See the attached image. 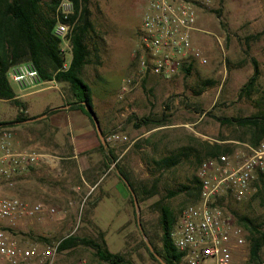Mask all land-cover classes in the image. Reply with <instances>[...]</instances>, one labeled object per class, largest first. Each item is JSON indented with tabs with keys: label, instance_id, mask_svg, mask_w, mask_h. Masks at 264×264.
Here are the masks:
<instances>
[{
	"label": "rangeland",
	"instance_id": "rangeland-1",
	"mask_svg": "<svg viewBox=\"0 0 264 264\" xmlns=\"http://www.w3.org/2000/svg\"><path fill=\"white\" fill-rule=\"evenodd\" d=\"M147 2L89 1L92 31L87 43L92 48L91 53L97 52L100 57L97 65L100 74L95 77L92 69L96 66L87 64L82 78L92 91L100 131L105 133L108 147L119 165L134 185L148 189L154 186L156 192L139 196L135 209L112 164L104 168L98 153L86 154L81 161L67 158L71 151L68 134H60L64 144L59 150L62 158L57 163L36 164L35 169L42 171L41 175L28 171L15 177L12 186H0V191L11 190L28 203L42 202L54 208L49 214L21 216L17 220L12 231L19 244L37 242L39 247H44L68 234L98 239V232L102 231L106 248L123 254L131 264H158L145 249L149 239L157 246L160 244L155 202L167 204L175 218L179 209L190 203L184 192L171 197L165 194L191 184L196 169L194 156L199 153L200 141L228 145L231 149L240 148L238 142H247L249 133L245 128L221 124L214 116L244 117L264 112V0H209L196 23L201 29L196 35L208 56L207 64L194 65L187 74L182 71L167 81L148 75L144 78L145 84L139 80L129 94L119 98L118 90L126 84L125 67L132 60L130 54L136 45L140 18ZM215 10H219V17ZM251 58L258 63V77L248 96H238L239 87L252 72ZM62 85L60 89L48 87L28 96L31 109L57 104L63 94L68 98L67 86ZM16 110L15 106L0 100V119L12 118ZM163 113L167 116L164 125L133 128L127 120L131 114L160 117ZM37 127L29 128L33 139L40 138L49 144L53 130L43 124ZM111 133L126 135L131 143L107 140ZM24 146V143L18 144L17 148ZM179 147H186L188 155L171 167H157L155 160ZM38 191L44 192L47 199H40L36 195ZM98 199L100 202L96 203ZM228 207L235 220L246 217L264 229L263 196L230 201ZM135 215L142 229L136 225ZM260 255L264 263V245ZM42 257L48 261L45 254ZM49 257L51 264H106L96 257L93 249L82 245L54 251ZM246 261L247 256L240 264H247Z\"/></svg>",
	"mask_w": 264,
	"mask_h": 264
},
{
	"label": "built area",
	"instance_id": "built-area-1",
	"mask_svg": "<svg viewBox=\"0 0 264 264\" xmlns=\"http://www.w3.org/2000/svg\"><path fill=\"white\" fill-rule=\"evenodd\" d=\"M209 0H148L140 18L134 56L136 79L148 75L160 80L174 79L183 68L205 65L208 56L199 44L201 31L197 18ZM54 33L65 69L71 57L74 22L63 21L73 11L71 0H59ZM8 79L20 90L39 89L49 82L42 80L32 62L13 65ZM124 85L117 96L129 89ZM107 140L129 142L126 135L111 133ZM240 148L203 158L195 169L198 192L193 203L184 205L169 231L180 252L178 264H240L247 256L246 231L229 211V202L242 201L254 192L257 177L264 179V137L256 144L238 142ZM43 154L31 149H16L9 125H0V186H12L14 178L27 171ZM0 194V264H51L55 245L39 247L37 242L19 244L12 231L21 216L49 214L54 208L42 202L28 203L19 196ZM10 192V193H9ZM43 254L48 261H44Z\"/></svg>",
	"mask_w": 264,
	"mask_h": 264
},
{
	"label": "trees",
	"instance_id": "trees-1",
	"mask_svg": "<svg viewBox=\"0 0 264 264\" xmlns=\"http://www.w3.org/2000/svg\"><path fill=\"white\" fill-rule=\"evenodd\" d=\"M59 0H0V98L10 99L19 108L15 116L8 120H0V125H14L24 123L28 117L24 113V104L14 98V90L8 79V70L11 66L22 63L32 62L42 80H55L63 82L67 86V96L69 101L66 102L68 108H77L84 113L89 121L93 124L89 116L94 113L89 86L81 78V69L84 64L89 63L91 58L97 59L96 54L91 53L87 39L92 31L90 21V0H71L73 11L68 14L66 19L59 16L60 20L73 21L74 27L71 36V57L65 69H62L64 56L59 49L60 40L54 33V27L57 22L56 6ZM217 17L220 16L219 10H215ZM219 24L222 22L219 19ZM252 72L239 87L238 96H248L250 90L255 84L259 74L258 63L255 59H250ZM190 68H183L184 74L189 72ZM145 84V79H142ZM58 107L45 108L41 114L47 117L50 113L56 111ZM96 117V116H95ZM219 123L235 124L241 126L249 133L247 142L250 145H256L264 137V112L257 115L239 116H214ZM133 128L148 125H164L167 122V116L163 113L160 117L153 115H143L137 117L131 114L127 117ZM98 121V120H97ZM103 133V131H102ZM104 143L99 144V152L104 168L112 164V168L119 180L124 178L127 181V194L130 202L132 191L135 200L140 196H150L156 192L155 187L152 189L138 187L132 183L122 166L116 160L113 150L108 147L105 133ZM199 153L194 156L196 166L203 158L214 157L222 152H229L231 146L220 145L219 143H209L200 141ZM190 149V147H187ZM186 147H179L174 152L164 155L157 160L155 164L158 168H168L181 160V157L188 155ZM123 182V181H122ZM254 192L250 198H256L259 195L264 197V179L259 176L254 182ZM178 192H184L189 197L190 203L196 200L198 192V180L195 174L192 176L191 184L181 185L175 190L167 191L165 196L171 197ZM134 206V205H133ZM158 212V226L160 230L159 241L157 246L149 239L151 250L145 246L149 256L158 264H178L180 252L173 245L169 231L176 221L171 208L160 201L155 202ZM183 207V206H182ZM181 207V208H182ZM180 208V209H181ZM179 209V211H180ZM237 223L246 231L247 240V264H264L260 255V250L264 245V229L259 225L252 223L246 217H238ZM141 227V226H140ZM142 229V228H140ZM146 235V233L144 232ZM40 240L48 242L45 237H37ZM53 245L55 251L61 252L78 245L87 246L94 250L96 257L106 264H131L123 254L109 251L105 246L102 231L98 232V239L88 238L68 234L59 238ZM157 257H156V256Z\"/></svg>",
	"mask_w": 264,
	"mask_h": 264
},
{
	"label": "crops",
	"instance_id": "crops-1",
	"mask_svg": "<svg viewBox=\"0 0 264 264\" xmlns=\"http://www.w3.org/2000/svg\"><path fill=\"white\" fill-rule=\"evenodd\" d=\"M122 45H125V44L122 43ZM136 49H137V45H134L132 52L130 54V57L132 60H130V62L125 67V78H126V84L125 85L128 86L127 89H129V87L132 89V86H135L136 83L138 82V80L136 79V72L138 69V63H137V59L134 56ZM95 54L97 55V59H94V57H92L91 61L89 63H86L83 65V67L81 69V78H82V70H83L84 66L87 64H92V65L96 66V67H94L95 69H92V70H93V73L96 72L95 77L99 76V74H100L98 72L99 66H97V65L100 64L99 63L100 57L97 54V52ZM102 54H104V53H102ZM104 55H103V57H104ZM128 71H129V73L127 74L128 77H126V73ZM133 81H135V82L133 83ZM62 84H63V82H57V81L51 79L46 84V86L39 88V89H32V90H20L14 84H11V86L14 90V93H15L14 98L18 102H21L24 104V113H25V115L30 117L27 120H25L24 123L10 125L11 131L13 130V133H12L13 147H15L16 149H19V148H17L18 144L23 145V143H24L25 146L22 149H31V150H34V151H37V152L43 154V156L40 159H38L37 162H35L33 165L29 166L27 171L22 173V174L28 173V171H33L36 176H39L42 174V171L35 169L36 164L42 163L45 165H50L51 161H53L54 163H57L58 159L62 158L61 154H59V152H60L59 150L63 146L64 141H63V139H60L61 138L60 134H68L67 143L70 146L71 151L69 152V155L67 158L78 159L81 161L83 159V156H85L86 154L88 155L89 153L90 154L98 153L100 155V152H99L100 140L97 136L94 125H92V123L89 121L87 116L84 113H82L81 110H79L77 108H68L66 102L69 101V98L65 97L64 94H63V97H61V99L57 102V104H50V105L47 104V105H43V106L36 108V109H33V110L31 109V107H30L31 104L29 102L28 96L35 94L37 92H41L43 90H46L48 87H55L58 89L59 85L61 87L63 86ZM119 90H118V92H119ZM130 90H128L126 93H128ZM91 93H92V91L90 90V94ZM0 100L6 101L9 104L15 106L17 109L16 110V113H17L19 108L17 107V105H15L13 103L12 100L1 99V98H0ZM91 100H92V94H91ZM52 107H58V109L56 111L50 113L47 117H45V115H44L42 117L35 118V117H38L39 115H41V112L45 108H52ZM15 114H14V116H15ZM8 119H11V118H8ZM8 119H0V120H8ZM41 124H43L45 127H48L49 129L53 130V132H54L52 140H51V142H49V144H47L48 142L46 143V142H44L43 139H40V138L33 139L34 138L33 134H31L32 132H31V130H29L30 126L33 125V128L35 127V129H37L38 128L37 126L41 125ZM19 134L21 136H19ZM49 147H52V149L49 150ZM100 159H101V155H100ZM22 174H20V175H22ZM104 175H105V173L101 174L98 177L97 181L95 182L96 185L98 183H100V181ZM117 187H116V191L121 196L122 193L117 190ZM39 188L44 189L42 186H40ZM0 192H2V191H0ZM33 193L34 192H32V195H34ZM37 193L38 194H36V195H38L40 197V199H42V198L47 199V195L44 192L38 191ZM123 197L124 196H121L120 198L123 199ZM102 200H103V202L106 201V199H102ZM99 202H100V200L98 199L96 201V203H99Z\"/></svg>",
	"mask_w": 264,
	"mask_h": 264
},
{
	"label": "water",
	"instance_id": "water-1",
	"mask_svg": "<svg viewBox=\"0 0 264 264\" xmlns=\"http://www.w3.org/2000/svg\"><path fill=\"white\" fill-rule=\"evenodd\" d=\"M42 116H44V114H41V115H39L38 117H35V118H39V117H42ZM89 116H90V118H91L92 121H93L94 128H95V131H96V133H97V136H98L100 142H101V143H104V137H103V135H102V133H101V131H100L99 124H98V121H97V118L95 117V115H94L93 113H90V112H89ZM122 181H123V183H124L125 185H127V187H129L128 184H127V181H126L124 178H122ZM129 191H130L131 196H132V202H133L134 208L136 209L137 203H136L135 197H134L132 191H131V190H129ZM135 216H136V225H137L138 228L140 229V223H139V220H138V218H137V215H135ZM146 245H147L148 249L151 250V246H150V244H149L148 242L146 243ZM155 256H156V255H155ZM156 257H157V256H156Z\"/></svg>",
	"mask_w": 264,
	"mask_h": 264
}]
</instances>
